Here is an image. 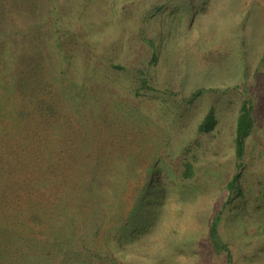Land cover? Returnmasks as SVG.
I'll list each match as a JSON object with an SVG mask.
<instances>
[{"label":"rangeland","instance_id":"obj_1","mask_svg":"<svg viewBox=\"0 0 264 264\" xmlns=\"http://www.w3.org/2000/svg\"><path fill=\"white\" fill-rule=\"evenodd\" d=\"M0 9V47L19 51L25 75H45L38 98L54 108L51 119L26 94L18 130L16 113L0 117V169L13 164L18 195L52 211L63 203L50 179L84 178L67 205L77 237L44 221L11 264H229L209 239L217 215L230 264H264V0H2ZM249 99L257 122L239 162L235 124ZM211 107L217 126L199 134ZM58 213L49 215L65 225Z\"/></svg>","mask_w":264,"mask_h":264},{"label":"trees","instance_id":"obj_2","mask_svg":"<svg viewBox=\"0 0 264 264\" xmlns=\"http://www.w3.org/2000/svg\"><path fill=\"white\" fill-rule=\"evenodd\" d=\"M1 1L2 0H0V4ZM1 20L2 18L0 15V21ZM2 29L3 26L0 23L1 33ZM61 52L62 50H60V53ZM18 53L19 51H15L14 47H11V49L8 47H0V117L4 118L5 120L8 116L13 117L14 113L17 114L20 113L22 109L24 110V106L17 105L16 103L19 100H23L26 94L27 98H36V101L40 103L41 100L38 98V91L42 88L45 89L47 85L45 82V75H43V73H41L39 70L30 72V75H25L24 72L22 73V69L19 67L20 62ZM64 68L66 67L63 65V74L65 73ZM141 85L143 89L150 88L148 83H146V80L143 78L141 79ZM66 89L67 87H64V90ZM14 107H17V109L14 110ZM39 107L44 109L43 103H40ZM44 110L52 119L54 116V108L48 107ZM22 113L23 111L21 114H17V116L13 118L14 122H16L15 126L19 125L18 128L15 127L17 130L20 128L21 122V120L19 121L18 117L21 118V116H24V113ZM256 122L257 114L255 112V106L252 100H245L241 104L235 124V155L239 162H242L245 157L246 141L254 131ZM217 123V110L215 107H211L204 116L202 122L199 124L198 133H211L216 128ZM17 130L14 132L17 133ZM72 150L73 149H70L68 151L72 152ZM77 151H80V149ZM13 166V164H10L7 165L3 171L0 169V180L2 182L0 183V264H11L12 261L15 260V251L18 244L21 246L22 240H27V238L30 239V236L35 234L36 227L43 228L44 221H47V225L49 222L54 225L53 227L61 233V237H68L66 241L72 239L73 236L77 237L73 231L75 222H73L74 219L71 217L67 205H69L71 200L74 201L76 199V193L78 190L77 186L82 187L84 178H79L77 175H75L74 179H68L67 181L66 177H63L62 175L61 177L55 176V178L52 177V179H50L52 184L56 183L58 187L61 186V188L56 193V198L58 197L59 201L63 203L56 206L54 209L55 211H52L53 209H45V203L41 204L39 201L31 199V197H22L21 195H18V188H24V185L22 184L21 179H16L17 176L15 175V168ZM239 167H242V163L239 165ZM74 168L76 169V166ZM81 170L82 164L78 170L76 169V171L80 174ZM185 174L187 175V178L192 176V167L190 164L187 165ZM54 175H56V172ZM12 179H16L14 180L13 184L11 183ZM239 179L240 175L237 173L229 185L230 190L235 192L238 191L237 182ZM71 181L74 182V185L70 183ZM32 182L33 181L29 182L30 186H33ZM46 184L47 182L44 183L41 181L36 183L35 186L39 188L43 185L46 186ZM66 185L69 186L73 191H76L75 194L72 191H69V189L66 188ZM238 194L239 193H237V195ZM59 211L62 213H58ZM49 213H58L54 214V216H60L65 220L66 224L64 225L57 222L54 223V218H52V215H49ZM220 220V216L217 215L212 221L210 225L209 239L215 252L227 253L228 262L230 264L232 261L230 249L221 242L219 237L218 227ZM53 227L50 229L54 230ZM53 230L50 231L51 236L55 233ZM62 244L63 243H61V245ZM50 257L51 256L45 258L41 256L34 257L32 260L25 262L24 264H53L50 260ZM111 262L112 264H118L116 261Z\"/></svg>","mask_w":264,"mask_h":264}]
</instances>
